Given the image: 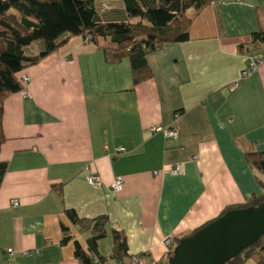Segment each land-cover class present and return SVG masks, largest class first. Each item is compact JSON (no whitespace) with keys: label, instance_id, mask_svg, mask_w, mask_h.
<instances>
[{"label":"crops","instance_id":"obj_1","mask_svg":"<svg viewBox=\"0 0 264 264\" xmlns=\"http://www.w3.org/2000/svg\"><path fill=\"white\" fill-rule=\"evenodd\" d=\"M95 1L103 22L127 18L123 0ZM257 8L264 0L211 3L189 40L147 54L152 76L136 85L129 58L110 63L81 36L23 69L29 95L13 93L3 106L0 264H81L74 240L87 248L90 232L67 208L108 215L109 246L99 241L106 264H122L111 258L112 229L126 234L124 264L136 254L169 264L165 239L175 243L260 194L262 175L246 152L264 151V67L242 77L248 52L240 47L264 50L253 42ZM63 224L73 236L66 244Z\"/></svg>","mask_w":264,"mask_h":264},{"label":"trees","instance_id":"obj_2","mask_svg":"<svg viewBox=\"0 0 264 264\" xmlns=\"http://www.w3.org/2000/svg\"><path fill=\"white\" fill-rule=\"evenodd\" d=\"M123 1L127 18L103 22L95 0H0V148L5 138L2 127L4 101L11 94L26 90L23 77L19 75L23 69L37 64L72 37L81 36L87 42L96 44L110 63L129 58L136 85L152 76L147 54L166 43L189 40L192 23L216 0H153L149 5H143L140 0ZM256 12L259 30L253 34V42L263 45L264 9L257 8ZM36 40H43L45 47L34 54L28 48ZM240 47L241 51L255 52L249 51L245 45ZM246 158L257 172L264 174V151L246 152ZM6 170L7 163L0 159V186ZM259 184L260 194H254L246 203L228 206L219 216L231 209L263 204L264 179L261 177ZM55 189L62 194V184ZM65 212L72 224L90 232L87 248L79 240H74L75 257L81 264H106L109 258L100 253L99 241L108 235V215L85 218L75 208H67ZM62 228L64 235L61 242L66 244L73 236L68 226L63 224ZM112 238L111 258L124 264V258L129 256L126 234L122 229H112ZM181 239L169 248V257ZM133 256L130 255V260ZM249 260L264 264V234L225 264H246Z\"/></svg>","mask_w":264,"mask_h":264},{"label":"water","instance_id":"obj_3","mask_svg":"<svg viewBox=\"0 0 264 264\" xmlns=\"http://www.w3.org/2000/svg\"><path fill=\"white\" fill-rule=\"evenodd\" d=\"M264 234V203L231 209L183 237L169 264H225Z\"/></svg>","mask_w":264,"mask_h":264},{"label":"built area","instance_id":"obj_4","mask_svg":"<svg viewBox=\"0 0 264 264\" xmlns=\"http://www.w3.org/2000/svg\"><path fill=\"white\" fill-rule=\"evenodd\" d=\"M259 67H264V50H259L253 53H248L246 56V66L244 67V69L241 72L242 77H246L251 75L254 71H256ZM23 82H27L28 77L24 76L22 78ZM24 95H29L27 93L26 90L23 91ZM176 116H178V114H176ZM168 134L172 137H177V132L175 130H169ZM120 152H124L125 148L124 147H120L118 149ZM180 166H177L173 171L174 173H177L180 171ZM89 182L92 185H100V181L99 178L96 175H91L89 177ZM113 189L115 191H121L123 189V182L121 179H117L113 185H112ZM13 205H18V201H13ZM174 243L173 239L171 237L167 238L164 240V244L168 247H171L172 244ZM7 252L9 255H14L15 251L12 248H8ZM25 255L30 254V251H24ZM128 264H145V261L143 259V256L141 255H134L132 257V259L130 260V262Z\"/></svg>","mask_w":264,"mask_h":264},{"label":"rangeland","instance_id":"obj_5","mask_svg":"<svg viewBox=\"0 0 264 264\" xmlns=\"http://www.w3.org/2000/svg\"><path fill=\"white\" fill-rule=\"evenodd\" d=\"M45 47L44 45V41L43 40H36L32 43V45L29 46L28 50H31V51H37L38 53L43 50ZM262 178L264 179V174L262 175ZM104 241H107L108 243V246H109V241L111 240V238H108V237H105ZM249 264H256L253 260H249L248 261Z\"/></svg>","mask_w":264,"mask_h":264}]
</instances>
